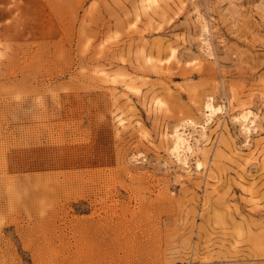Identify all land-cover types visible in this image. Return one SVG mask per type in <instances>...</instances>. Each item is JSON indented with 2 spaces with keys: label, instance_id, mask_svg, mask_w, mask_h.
<instances>
[{
  "label": "rangeland",
  "instance_id": "1",
  "mask_svg": "<svg viewBox=\"0 0 264 264\" xmlns=\"http://www.w3.org/2000/svg\"><path fill=\"white\" fill-rule=\"evenodd\" d=\"M0 264H264V0H0Z\"/></svg>",
  "mask_w": 264,
  "mask_h": 264
},
{
  "label": "bare ground",
  "instance_id": "2",
  "mask_svg": "<svg viewBox=\"0 0 264 264\" xmlns=\"http://www.w3.org/2000/svg\"><path fill=\"white\" fill-rule=\"evenodd\" d=\"M204 108H205V112L207 113L206 115L207 121H209L212 118V116L219 110L213 107L211 99H209L206 102ZM249 116H250L249 113H245L241 116L242 127L246 132L249 131V126L253 124V121L250 119ZM187 126L194 127L192 123L184 124L181 126V128L175 129L171 135V139H172L171 153L177 159H179L180 157L185 158L186 155L188 154L191 155L193 153L192 141H194L195 143L198 142L197 140L193 139L191 132L186 134L188 128ZM198 128L200 129L199 136L203 138L206 127L200 126ZM197 168H199V165H197Z\"/></svg>",
  "mask_w": 264,
  "mask_h": 264
}]
</instances>
